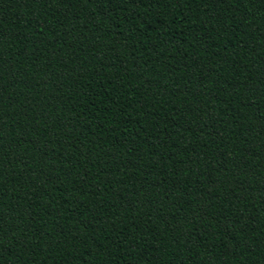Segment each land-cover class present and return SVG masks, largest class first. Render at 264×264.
Instances as JSON below:
<instances>
[{"label": "trees", "instance_id": "trees-1", "mask_svg": "<svg viewBox=\"0 0 264 264\" xmlns=\"http://www.w3.org/2000/svg\"><path fill=\"white\" fill-rule=\"evenodd\" d=\"M0 264H264V0H0Z\"/></svg>", "mask_w": 264, "mask_h": 264}]
</instances>
